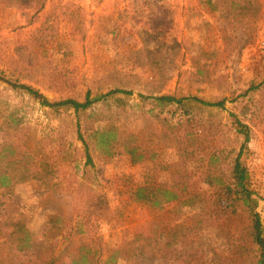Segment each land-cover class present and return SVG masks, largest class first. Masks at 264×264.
Masks as SVG:
<instances>
[{
	"label": "rangeland",
	"instance_id": "rangeland-1",
	"mask_svg": "<svg viewBox=\"0 0 264 264\" xmlns=\"http://www.w3.org/2000/svg\"><path fill=\"white\" fill-rule=\"evenodd\" d=\"M114 126L107 153L94 131ZM25 168L0 184V264H256L264 0H0V171Z\"/></svg>",
	"mask_w": 264,
	"mask_h": 264
},
{
	"label": "trees",
	"instance_id": "trees-1",
	"mask_svg": "<svg viewBox=\"0 0 264 264\" xmlns=\"http://www.w3.org/2000/svg\"><path fill=\"white\" fill-rule=\"evenodd\" d=\"M12 86L21 87L25 89L29 94L33 95L35 98H39L41 104L43 105L55 107V108L59 106H69V107H72L75 111L79 109H82V110L86 109L94 101L101 99L100 95H96L95 97H90L89 93H86L82 101L77 100L75 98H71V97L63 98L61 100H48L41 92H39L37 89H35L34 87L30 85L12 83ZM113 91L129 93L126 90H122V89L121 90L114 89V90L109 91V93ZM155 99L159 101L160 103H167V104L172 103V102L179 103L182 101L181 98H176L175 96L171 94H162L159 96H155ZM204 103L208 105H222V101L204 102ZM111 128H116V127L115 126L108 127L101 131L98 129L94 131L98 136V142L103 145V148L105 149L107 153H109L111 149L113 148L111 144L112 142L111 139L114 140L115 138V134L113 133L115 129L112 130ZM244 133H245V140H246L248 139V134L246 131H244ZM125 148L127 152L131 154V156H134L135 151H136V147L134 146V144L126 142ZM13 164H14V160L8 161L6 163V165H13ZM37 174L38 173L35 170L29 171L27 168H25V170H19L17 172L4 169L0 171V184L8 185V184H14L17 182H22L28 179H35L36 177H38ZM234 177L236 179L237 184L243 186V180L245 179V169L238 162V160H236L235 166H234ZM159 190L160 189L158 187L154 188V187L146 186V185L139 186L135 190V194H136L135 197L138 200L147 201V202L149 201L152 204H159L163 200H173L178 197L177 192L175 190L163 189L161 190V193H159ZM159 194H162V197H159L158 196ZM245 195L246 197H248L249 192H247ZM252 215H253L252 236H253L254 242L259 246V253H258V258L256 260V264H264V234H263V229H262V221L257 212H254ZM87 259L88 258L86 257V255H82L79 258L74 259V262H76V264H78L79 262L85 263L87 262Z\"/></svg>",
	"mask_w": 264,
	"mask_h": 264
}]
</instances>
